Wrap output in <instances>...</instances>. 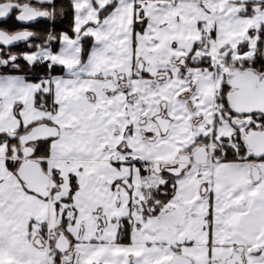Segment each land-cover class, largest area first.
<instances>
[{
  "label": "snow or ice",
  "instance_id": "1",
  "mask_svg": "<svg viewBox=\"0 0 264 264\" xmlns=\"http://www.w3.org/2000/svg\"><path fill=\"white\" fill-rule=\"evenodd\" d=\"M9 19L0 264H264V0H0Z\"/></svg>",
  "mask_w": 264,
  "mask_h": 264
},
{
  "label": "trees",
  "instance_id": "2",
  "mask_svg": "<svg viewBox=\"0 0 264 264\" xmlns=\"http://www.w3.org/2000/svg\"><path fill=\"white\" fill-rule=\"evenodd\" d=\"M13 21L11 19L9 20H0V26H11L13 25ZM49 26L48 22L44 19H40L37 24L33 25V27L39 29H42L43 27ZM21 48H23V45H20Z\"/></svg>",
  "mask_w": 264,
  "mask_h": 264
}]
</instances>
